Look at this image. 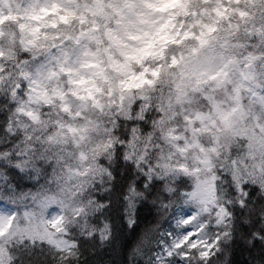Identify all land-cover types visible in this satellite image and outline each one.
Segmentation results:
<instances>
[{
	"label": "clouds",
	"instance_id": "obj_1",
	"mask_svg": "<svg viewBox=\"0 0 264 264\" xmlns=\"http://www.w3.org/2000/svg\"><path fill=\"white\" fill-rule=\"evenodd\" d=\"M0 264H264V0H0Z\"/></svg>",
	"mask_w": 264,
	"mask_h": 264
}]
</instances>
